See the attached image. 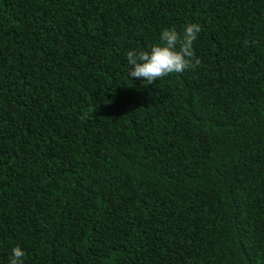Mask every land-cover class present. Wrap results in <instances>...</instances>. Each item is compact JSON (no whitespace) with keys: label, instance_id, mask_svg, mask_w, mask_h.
I'll list each match as a JSON object with an SVG mask.
<instances>
[{"label":"trees","instance_id":"16d2710c","mask_svg":"<svg viewBox=\"0 0 264 264\" xmlns=\"http://www.w3.org/2000/svg\"><path fill=\"white\" fill-rule=\"evenodd\" d=\"M197 23L149 85L129 50ZM264 264V0H0V264Z\"/></svg>","mask_w":264,"mask_h":264},{"label":"clouds","instance_id":"9594fccd","mask_svg":"<svg viewBox=\"0 0 264 264\" xmlns=\"http://www.w3.org/2000/svg\"><path fill=\"white\" fill-rule=\"evenodd\" d=\"M201 31V25L190 23L182 32L165 28L160 33V42L149 50H129L127 73L132 80H145L149 85L172 73H183L200 63L195 56L193 43ZM24 251L20 247L12 250L10 264H23Z\"/></svg>","mask_w":264,"mask_h":264}]
</instances>
